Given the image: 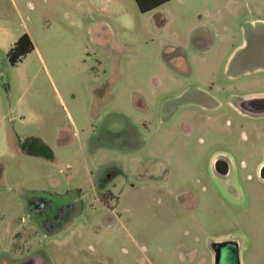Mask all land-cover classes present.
<instances>
[{"label":"rangeland","instance_id":"374dc122","mask_svg":"<svg viewBox=\"0 0 264 264\" xmlns=\"http://www.w3.org/2000/svg\"><path fill=\"white\" fill-rule=\"evenodd\" d=\"M253 21L264 0L145 13L134 0H0V262L27 253L28 202L45 198L72 213L36 231L46 264H214L211 242L227 240L231 264H264V113H235L216 87L264 91V67L225 65ZM203 29L207 48L193 43ZM23 33L34 48L11 64Z\"/></svg>","mask_w":264,"mask_h":264},{"label":"flooded vegetation","instance_id":"af4514ba","mask_svg":"<svg viewBox=\"0 0 264 264\" xmlns=\"http://www.w3.org/2000/svg\"><path fill=\"white\" fill-rule=\"evenodd\" d=\"M264 25V24H263ZM260 26L257 24V27ZM242 30V26H241ZM204 33V36L199 35L195 37L194 44L201 46L202 48H207L208 45H210L209 42V31L206 29H203L200 31L201 33ZM245 32V31H244ZM205 39V40H204ZM243 39L247 40V42L250 44L253 41V36H249V39H247L244 35ZM250 49V45L245 48V50ZM256 66V63H247L245 64V69H235L234 72L237 74L241 73H247L249 70ZM217 87V93L219 95H223L224 97H227L230 100L231 109L238 114H246L249 116H256V114H249L247 112H244L243 110L239 109L235 104V99L239 98V96H247V95H263L264 91H257V92H246V93H239V86L234 85L231 87H224L222 85H216ZM213 98H216L213 96ZM224 159H220V157H216L213 159L212 167L215 171V163L217 167H220L221 164L229 163V160L225 157ZM217 161V162H216ZM216 172V171H215ZM29 208L32 212L33 217L36 219L37 225H27L29 230V234H31L33 237L28 238V244L24 251H27V253L20 255V250H16V248H11L12 253L11 255H8L6 262L4 264H37L38 262H41L42 264H46L45 258L40 252H37L34 249H31L33 246L32 240L35 237L36 231L38 230L42 233V235L45 236H51L53 233H56L58 230L62 229V227L69 223L70 219L72 218L71 213V203H62L57 202L53 203L52 200L45 199V198H34L31 199L29 202ZM20 239V238H19ZM21 240H23L21 238ZM213 251V250H212ZM237 244L235 243H229L226 245H223L221 247V261L220 264H231L233 261L237 259ZM5 260V259H4ZM2 264V262H0Z\"/></svg>","mask_w":264,"mask_h":264},{"label":"crops","instance_id":"0c3cea01","mask_svg":"<svg viewBox=\"0 0 264 264\" xmlns=\"http://www.w3.org/2000/svg\"><path fill=\"white\" fill-rule=\"evenodd\" d=\"M250 24H251L250 26H251V30H252L251 34L253 36V41L249 44L247 42V40L242 39L241 42L233 45V47L231 48V51H230V53H229V55L225 61L226 66H229V64H232L231 66H233L234 69L244 70L245 64H247V63L255 64L256 63L257 67H260V68L264 67V25L262 26V25L258 24L256 21H253ZM257 24L260 26L257 27ZM240 28H241V26H240ZM13 43H10L9 48L13 45ZM248 45H250V49L245 50V48H247ZM237 53H239L240 56H238L235 59V57H233V54H237ZM17 142H18L17 144H20L19 148L21 149V143L22 142L20 140H17ZM41 157H44V156H41ZM233 242H235V241H233Z\"/></svg>","mask_w":264,"mask_h":264},{"label":"water","instance_id":"95a60500","mask_svg":"<svg viewBox=\"0 0 264 264\" xmlns=\"http://www.w3.org/2000/svg\"><path fill=\"white\" fill-rule=\"evenodd\" d=\"M235 104L239 109L249 114L264 113V94L238 98ZM220 159H224V158L220 157ZM215 171L220 176H227L230 172V165L229 163H224V164H221L220 167H217L215 163ZM259 176L261 179L264 180V163H262L261 166L259 167ZM229 243L237 244L236 242L229 241V240L211 242L210 246L214 253V264H220L221 247ZM237 249H238V246H237ZM37 264H40V262H38Z\"/></svg>","mask_w":264,"mask_h":264},{"label":"trees","instance_id":"16d2710c","mask_svg":"<svg viewBox=\"0 0 264 264\" xmlns=\"http://www.w3.org/2000/svg\"><path fill=\"white\" fill-rule=\"evenodd\" d=\"M134 1L137 5L138 10L141 13H145L169 2L170 0H134ZM33 48L34 45L30 36L27 33H23L18 37V39L13 43V45L10 47V49L7 52V57L9 59V62L11 64H17L30 51H32ZM21 150L30 155H39V156L44 155L40 152L35 153L33 151H30L25 147L23 142L21 143Z\"/></svg>","mask_w":264,"mask_h":264}]
</instances>
